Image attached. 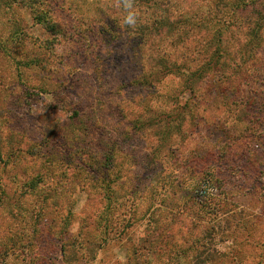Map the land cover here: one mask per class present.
I'll list each match as a JSON object with an SVG mask.
<instances>
[{
  "label": "rangeland",
  "instance_id": "1",
  "mask_svg": "<svg viewBox=\"0 0 264 264\" xmlns=\"http://www.w3.org/2000/svg\"><path fill=\"white\" fill-rule=\"evenodd\" d=\"M131 3L126 9L123 0H0V159L35 145L42 158L28 174L48 175L51 167L57 185L68 187L54 210L58 228L45 229L50 219L42 217L38 237L14 220L30 221L36 193L24 194L22 211L5 197L0 264H135L127 238L118 239L114 228L134 203L138 222L129 236L137 245L147 236L150 206L170 212L164 214L179 250L175 257L160 249L164 254L152 256V264H264V176L252 187L264 170V132L254 174L245 177L238 169L249 165L240 162L248 139L238 140L233 128L209 132L229 108L224 93L235 92L239 118L252 111L264 119V108H249L256 103L251 96L264 97V0H247L245 7L242 0ZM130 13L134 25L125 23ZM217 30L223 33L220 52L211 42ZM255 32L260 38L250 39ZM215 52L223 93L210 91L214 83L205 69ZM200 70L194 97L185 82ZM168 71L174 73L165 76ZM184 107L185 115H178L185 122L176 118ZM214 151L226 170L213 169ZM111 155L119 167L113 169H121L113 200L106 199L101 181L117 170L103 176L93 170L110 165ZM11 174L24 179L0 161V186L7 192ZM100 218L106 231L94 225ZM66 222L67 247L59 241ZM75 238L100 247L85 240L83 248L71 245ZM145 254L138 264H145Z\"/></svg>",
  "mask_w": 264,
  "mask_h": 264
},
{
  "label": "trees",
  "instance_id": "2",
  "mask_svg": "<svg viewBox=\"0 0 264 264\" xmlns=\"http://www.w3.org/2000/svg\"><path fill=\"white\" fill-rule=\"evenodd\" d=\"M242 1L244 4V7H245L247 0H242ZM255 1L256 0H254V3H255ZM257 11L258 12L260 11V13H262L261 10H257ZM222 35H223L222 31L217 30L216 32H214V34L212 36L211 42L215 47H217L216 52L221 51L220 46L222 43V41H221ZM253 38L259 39L260 35L257 34V32H255L254 34H252L250 39H253ZM216 52L214 53L215 55H213L211 57V60H209V64H208L207 68H205V69H206V73L211 74L212 80L214 83V86H212V90H210V91H212V92L213 91H218V92L221 91L220 93H223L225 91V88L223 87V84L221 82L222 77L220 75V71L215 72L218 70L217 65H218V67L220 65V63L218 61L220 58V55L217 54ZM164 65L166 67V64H164ZM165 67L163 68V70L166 69ZM219 69H221V68H219ZM241 72L242 71L240 69L235 75L240 76ZM173 73H174L173 71L165 72V76L173 74ZM175 73L179 75V73H177V72H175ZM203 74H204V70L197 71L194 74H188L190 76V79L186 80L185 89L188 91L189 95H193L194 97L196 96V88L195 87L198 83V80H197L198 78L196 77V75H198L199 78H202ZM149 79H151V78H149ZM142 81H145V79ZM234 95H235V92L224 93L221 95L222 97L226 98L225 102H227L229 104V108L227 109V112L225 111L226 115L224 114V116L219 117L218 121H216L215 123L212 124V128L209 129V132L212 135H217L221 132H226L227 130L229 131V129L233 128L231 130V133H232V135H236V136L240 137L238 140L243 141L245 138L248 139L247 143L244 144V146L241 150L240 162L242 164H247V165L249 164V165L245 169H241V168L238 169L239 167L235 168V170L238 169V172L240 174L244 175V177H245L246 175H249L248 173H250V175L254 174L251 171L253 170V167L255 166L257 159L260 158L259 153L263 152V144L261 142L262 140L258 139V135H260L262 132H264V119L262 118L263 116H260L259 113H257V115H256L252 111L247 112V113H249V116L246 114L247 116L245 115L244 117L239 118V108H240L241 104L237 105L239 100H236V102L233 100L231 101V98H233ZM251 98H255L256 103H255V106H252L253 105L252 104L249 106V108H252L253 110L258 109V108H262V109L264 108V97L255 95V96H251ZM237 99H240V98H237ZM228 100H230V101H228ZM217 103L220 105L219 99L217 100ZM177 105H178V103H177ZM185 106H187V104ZM213 107H214V105H213ZM187 109H188V107L179 108V110L177 111V114H176L177 115L176 118L179 119V117H180L181 121L185 122L186 118H181V116H179V115H185L184 114L185 112H183L182 110L187 111ZM164 118H166V117H164ZM230 119H231V121H230ZM221 124L223 126H221ZM32 144H34V142H32L31 145ZM204 145H205V143H202V145H201L202 148L204 147ZM35 147H36L35 145H33V147L31 146V150L28 152L22 151L19 148L18 151H16L14 154H11V155L9 154L10 156L7 155L8 157H5V159L2 156L3 159H0L2 166L4 168H6L7 166H10L13 171L22 172V175L24 176V179L17 180L16 177H19V176L17 174H15L14 176L11 174V177H13V183H12L13 186L9 187V192H7V189L5 186H2V185L0 186V207L5 206V208H6L8 199L5 200V197L7 195L12 196L14 198V200L16 201L14 204L17 206L19 205L18 209L20 211H22L24 209V207L22 206L24 204H20V203H24L21 201L22 198L24 197V194L36 193L35 195L37 198L35 200L37 201V199H39L38 204H36V206H34V209H36L33 211L34 213L30 212L31 214L28 215L29 216L28 218L30 219V221L28 223H26V220L22 216L19 217L18 219H14L17 222H20V226L26 225V224L29 225V227L31 228L30 232H31V234H33V236L38 234V232H39L38 227L42 224V222H40V219L42 217H45V216H47L48 219H50L49 222H46V224H44V226L46 227L45 229H47L48 231H51V228H50L51 225L54 228H58V223H55V220L53 221L54 210L61 208L62 201H63L62 199L64 198L63 194L66 193L65 191L68 188V187H65V185L64 186H60V185L58 186L57 185V182H56L57 176L54 174L53 168H51V167L49 168V171H48L49 174L48 175L41 174V172L35 174L36 176L35 175H29L30 173L34 172V168H35L36 161L38 160V158H42V154L38 153L36 151ZM251 152H253L254 154L250 157ZM2 153L3 152L1 150L0 154H2ZM217 153H218V151L217 152L214 151V153L210 156V157H213L210 159L211 163L216 157L219 156V154H217ZM72 158L73 157L71 155L70 156L68 155L66 159L68 161L73 162ZM107 158L110 159V161H111L110 165H108V163H106L103 166L102 170L93 169L94 171L102 174V176H103L104 172H110V174L115 172L117 169H113V168L118 167V165H117L118 163H117L115 156L111 155V156H108ZM114 158H115V160H114ZM27 159H30L28 163H27ZM52 160L53 159H51L48 162L50 165H52ZM211 163L205 162V165L211 166L210 165ZM212 165L214 167L213 168L214 170H215V168L218 169L219 171L227 169V165L225 168V163L222 162V157H218L217 158V164L212 163ZM233 169H234L233 167H229V165H228V170H227L228 172L234 171ZM146 170H150L149 167H147ZM119 171H121V169L117 170L113 179H108L109 178V176H108V177H105L104 179H102V181H101V183L103 185L102 189H103V192L105 193L106 199L113 200V196H115V194H114L115 192L112 189V187L115 185V178L118 177L117 173H119ZM263 171L264 170L261 169L259 171V174H256V177L252 176V177H254L253 181L255 182L252 187L255 188L257 183L259 182V180L264 176ZM209 174L211 175V173H209ZM59 178H60L61 182L66 179L65 176H62ZM81 178H82V176L79 175L75 181L78 180V182H79L81 180ZM250 178H251V176H250ZM210 179H212V177H210ZM233 181H234V179H233ZM165 189L166 188H164V190ZM154 193H156V192H154ZM17 195H20V197L16 198ZM164 213L166 215H169L170 212L164 211L156 203H153L150 206V211L147 212V214L145 216V217H147L146 219L149 220V224H150L149 227H147V236L139 240V245H137L136 242L132 241L133 239H131V237L129 236V229L134 227L136 225V223L138 222L136 219V214H137L136 204L134 203L131 206V208L129 209V211L127 210L124 212V215H122L123 218L120 221V223L116 222V225L114 226V228H116L115 231H118L119 235H120L117 237H118V239H126L127 238L126 243L128 242L127 244H129L130 247H128L127 244H126L127 247L126 246L125 247H126V250L130 252V260H133L135 262V264H138L137 257L143 256L144 252H146V254H145L146 258L144 261L145 264H152V256H155V257H157V255L162 256L164 253L159 254L160 249H164L165 253L168 255H173L176 252H178L179 249L177 248V245L173 241L174 234H172L170 232V230L172 229V224H171L172 221H170L169 217L166 216ZM159 218H161L160 220L165 219V220H167V222L165 224H163L162 221H158ZM69 223L66 222V224H64L65 228L63 230V233L61 234V237L59 238L60 243L62 245H64L65 247L70 245L69 243H66V244L64 243L65 238L69 237L68 231H67ZM84 223L89 224V221H84ZM97 224L99 225V227L102 225V227L105 228V231H106V225H105L106 222H105V224H103V219L100 218V221L97 220L94 222L95 226H98ZM111 226H112V224H111ZM54 233L55 232H53V234ZM83 234H81L80 237L78 235V237L83 238V236H82ZM37 237H38V235H37ZM42 237L40 238L41 243H42ZM115 239L116 238H114L113 240H115ZM5 240H6V238L4 239V241ZM80 240L81 241H78L76 238L73 241L71 240L72 241L71 245H74L76 242H78L79 247L83 248L84 240L87 243H93V244L97 243V241H95V240H91V242H88V240L85 238H84V240H82V239H80ZM101 242L103 244L104 243L107 244V243H111L112 241L106 240L105 238H102ZM97 244L100 247V243H97ZM140 248L144 252H142L140 250ZM63 251H65V249L62 250V253L65 254V252H63ZM140 252H141V254H140ZM34 255H36V254H34ZM48 255L49 254H47V256ZM128 257H129V255H128ZM175 257H176V254H175Z\"/></svg>",
  "mask_w": 264,
  "mask_h": 264
},
{
  "label": "clouds",
  "instance_id": "3",
  "mask_svg": "<svg viewBox=\"0 0 264 264\" xmlns=\"http://www.w3.org/2000/svg\"><path fill=\"white\" fill-rule=\"evenodd\" d=\"M124 3V7L126 9H130L132 7V3L131 0H123ZM125 23L128 25H134L135 24V17L133 14H129L126 18H125Z\"/></svg>",
  "mask_w": 264,
  "mask_h": 264
}]
</instances>
